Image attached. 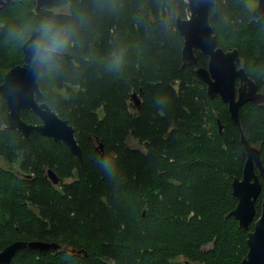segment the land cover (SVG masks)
<instances>
[{"label": "trees", "instance_id": "obj_1", "mask_svg": "<svg viewBox=\"0 0 264 264\" xmlns=\"http://www.w3.org/2000/svg\"><path fill=\"white\" fill-rule=\"evenodd\" d=\"M12 1L0 8V84L23 65L26 42L13 29L52 19L75 32L59 66L41 71L37 100L73 126L83 163L63 143L10 129L0 96V252L45 241L62 250L26 248L11 264H242L249 231L229 214L247 155L228 105L196 74L208 57L182 63L176 19L188 17L187 0H58L38 12L37 0ZM255 3L219 0L210 22L219 47L239 50L264 93V15L253 17ZM21 117L41 124L30 110ZM240 123L264 165V104L244 105ZM106 156L109 171L99 163Z\"/></svg>", "mask_w": 264, "mask_h": 264}, {"label": "water", "instance_id": "obj_2", "mask_svg": "<svg viewBox=\"0 0 264 264\" xmlns=\"http://www.w3.org/2000/svg\"><path fill=\"white\" fill-rule=\"evenodd\" d=\"M56 1L58 0H37L35 10L40 11ZM187 1L189 18L183 19L179 16L176 19L177 30L184 42L182 63L184 66L196 65L198 63L197 52L208 57L207 67L197 68L196 74L207 86V94L211 99L220 97L228 105L231 119L240 130L247 160L242 178H235L232 183L233 194L238 204L229 217H234L240 227L249 231L247 240L249 252L242 264H264V199L261 215L254 223L257 214L256 203L264 192V165L261 150L249 143L240 123L241 108L250 102L263 105L264 93L258 91L256 82L241 66L242 58L239 50L225 51L219 47L218 36L214 34V28L210 22L211 9L218 4L219 0ZM10 3L13 1L0 0V6ZM252 15L255 19H260L264 15V0H258ZM34 38L35 33L22 47L23 65L9 70L5 74L3 83L0 84V96L6 101L8 107V126L20 132L26 139L37 132L53 139L56 143H63L83 163V152L73 126L62 119L45 102L37 100H42L43 94L39 87L41 72L38 73L31 60V43ZM131 102H134L137 108L140 107L141 99L136 92L131 95ZM25 110H30L38 116L41 124L33 125L25 122L21 117ZM98 149L102 150L103 146L100 145ZM256 169L259 174L256 173ZM48 178L54 185L60 183V178L52 169L48 170ZM253 223L254 228L250 230ZM26 248L41 253L62 250V246L56 242L16 241L0 252V264H11L16 254ZM70 251L75 253V250Z\"/></svg>", "mask_w": 264, "mask_h": 264}, {"label": "clouds", "instance_id": "obj_3", "mask_svg": "<svg viewBox=\"0 0 264 264\" xmlns=\"http://www.w3.org/2000/svg\"><path fill=\"white\" fill-rule=\"evenodd\" d=\"M33 33H35V38L31 43V60L38 73L58 67V59L75 43L74 30L69 25L58 24L52 19H44L38 25L30 23L19 30L13 29V35L24 42ZM99 163L105 171L114 167V159L109 156Z\"/></svg>", "mask_w": 264, "mask_h": 264}, {"label": "rangeland", "instance_id": "obj_4", "mask_svg": "<svg viewBox=\"0 0 264 264\" xmlns=\"http://www.w3.org/2000/svg\"><path fill=\"white\" fill-rule=\"evenodd\" d=\"M256 6H257V3L253 4L252 7H251V9L254 10ZM35 11H36V10H35ZM182 18H183V17H182ZM187 18H189V15H188V17L183 18V19H187ZM201 67H203V66H201ZM133 103H134V102H133Z\"/></svg>", "mask_w": 264, "mask_h": 264}, {"label": "flooded vegetation", "instance_id": "obj_5", "mask_svg": "<svg viewBox=\"0 0 264 264\" xmlns=\"http://www.w3.org/2000/svg\"><path fill=\"white\" fill-rule=\"evenodd\" d=\"M7 5V4H6ZM5 6V5H4ZM3 6V7H4ZM0 8H2V6H0ZM56 10H57V8H53V10L52 11H54V12H56Z\"/></svg>", "mask_w": 264, "mask_h": 264}, {"label": "bare ground", "instance_id": "obj_6", "mask_svg": "<svg viewBox=\"0 0 264 264\" xmlns=\"http://www.w3.org/2000/svg\"><path fill=\"white\" fill-rule=\"evenodd\" d=\"M188 2V1H187ZM55 3V2H54ZM10 4H13V3H10ZM52 6V5H51ZM42 10V9H41ZM38 12V11H37Z\"/></svg>", "mask_w": 264, "mask_h": 264}]
</instances>
